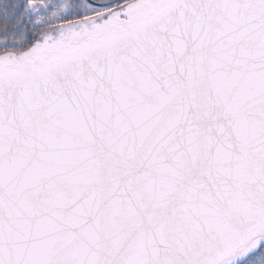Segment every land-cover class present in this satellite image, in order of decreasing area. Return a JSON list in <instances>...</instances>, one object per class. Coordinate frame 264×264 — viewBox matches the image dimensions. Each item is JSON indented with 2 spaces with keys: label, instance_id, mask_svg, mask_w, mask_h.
I'll return each mask as SVG.
<instances>
[{
  "label": "snow or ice",
  "instance_id": "snow-or-ice-1",
  "mask_svg": "<svg viewBox=\"0 0 264 264\" xmlns=\"http://www.w3.org/2000/svg\"><path fill=\"white\" fill-rule=\"evenodd\" d=\"M0 264H264V0H0Z\"/></svg>",
  "mask_w": 264,
  "mask_h": 264
}]
</instances>
